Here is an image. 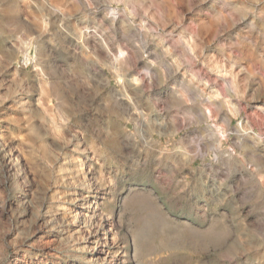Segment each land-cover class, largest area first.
Wrapping results in <instances>:
<instances>
[{
    "label": "rangeland",
    "instance_id": "1",
    "mask_svg": "<svg viewBox=\"0 0 264 264\" xmlns=\"http://www.w3.org/2000/svg\"><path fill=\"white\" fill-rule=\"evenodd\" d=\"M0 264H264V0H0Z\"/></svg>",
    "mask_w": 264,
    "mask_h": 264
}]
</instances>
